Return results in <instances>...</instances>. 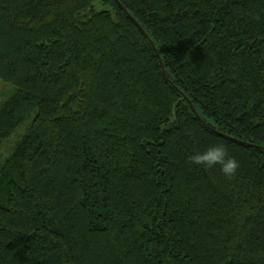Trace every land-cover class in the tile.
<instances>
[{"label": "trees", "instance_id": "16d2710c", "mask_svg": "<svg viewBox=\"0 0 264 264\" xmlns=\"http://www.w3.org/2000/svg\"><path fill=\"white\" fill-rule=\"evenodd\" d=\"M118 1L0 0V264H264V0Z\"/></svg>", "mask_w": 264, "mask_h": 264}, {"label": "clouds", "instance_id": "9594fccd", "mask_svg": "<svg viewBox=\"0 0 264 264\" xmlns=\"http://www.w3.org/2000/svg\"><path fill=\"white\" fill-rule=\"evenodd\" d=\"M192 164L203 167L205 170H219L227 177L234 176L239 168L238 159L231 154L229 147L222 141H209L203 150L194 149L189 155Z\"/></svg>", "mask_w": 264, "mask_h": 264}, {"label": "rangeland", "instance_id": "374dc122", "mask_svg": "<svg viewBox=\"0 0 264 264\" xmlns=\"http://www.w3.org/2000/svg\"><path fill=\"white\" fill-rule=\"evenodd\" d=\"M12 90L13 88L9 84L0 81V100L7 97ZM23 129L20 128L19 130H16L15 133L6 141H4V143L0 146V164L10 154V151L18 137V134H20V131H22Z\"/></svg>", "mask_w": 264, "mask_h": 264}, {"label": "water", "instance_id": "95a60500", "mask_svg": "<svg viewBox=\"0 0 264 264\" xmlns=\"http://www.w3.org/2000/svg\"><path fill=\"white\" fill-rule=\"evenodd\" d=\"M119 6L120 8L135 22L134 18L126 11V9L121 5V3L118 0H114ZM136 23V22H135ZM137 26H139V24L136 23ZM140 27V26H139ZM143 31V30H142ZM146 35V34H145ZM147 36V35H146ZM158 55V54H157ZM159 58V55H158ZM159 62H160V66L162 69V73L165 75V71L163 69V65L161 63V59L159 58ZM180 92V91H179ZM181 93V92H180ZM182 94V93H181ZM183 95V94H182ZM184 96V95H183ZM194 110V109H193ZM196 113V112H195ZM197 114V113H196Z\"/></svg>", "mask_w": 264, "mask_h": 264}]
</instances>
